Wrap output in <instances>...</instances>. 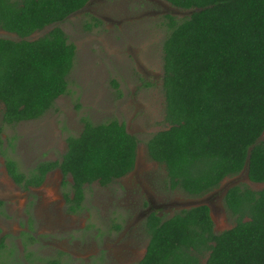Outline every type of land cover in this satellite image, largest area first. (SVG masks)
Returning <instances> with one entry per match:
<instances>
[{
  "label": "trees",
  "instance_id": "trees-1",
  "mask_svg": "<svg viewBox=\"0 0 264 264\" xmlns=\"http://www.w3.org/2000/svg\"><path fill=\"white\" fill-rule=\"evenodd\" d=\"M193 13L181 21L166 15L163 44L168 129L147 142L149 157L164 166L171 190L203 196L248 169L264 185V0H165ZM90 0H0V28L19 40L0 38V105L8 125L41 119L69 88L76 47L54 27ZM2 128L0 127V135ZM138 139L124 123L84 120L69 137L61 162H41L30 176L8 160L16 184L39 187L59 168L72 178L68 211L83 208L87 186L108 187L131 173ZM235 226L214 233L210 208L191 207L169 219H147L150 241L138 264H264V189L234 186L225 199ZM2 246H0L1 249ZM50 264H57L52 262Z\"/></svg>",
  "mask_w": 264,
  "mask_h": 264
},
{
  "label": "rangeland",
  "instance_id": "rangeland-1",
  "mask_svg": "<svg viewBox=\"0 0 264 264\" xmlns=\"http://www.w3.org/2000/svg\"><path fill=\"white\" fill-rule=\"evenodd\" d=\"M191 13L165 0H93L67 21L28 38L37 40L59 27L77 51L67 93L41 119L6 125L0 105V264H137L148 246L144 221L151 212L169 219L207 205L214 233L221 234L236 223L225 208L228 190L237 185L264 189L242 173L203 196H190L171 190L164 166L149 157L147 142L169 127L163 44L170 28L165 17L181 21ZM0 38L19 40L1 30ZM86 119L95 125L124 123L139 141L137 165L108 187L87 186L82 210L71 214L64 198L65 193L72 196L71 177L64 187L56 169L42 187L25 189L12 180L6 163L15 161L29 176L41 162L60 161L68 138L80 135Z\"/></svg>",
  "mask_w": 264,
  "mask_h": 264
},
{
  "label": "flooded vegetation",
  "instance_id": "flooded-vegetation-1",
  "mask_svg": "<svg viewBox=\"0 0 264 264\" xmlns=\"http://www.w3.org/2000/svg\"><path fill=\"white\" fill-rule=\"evenodd\" d=\"M15 1V0H14ZM93 0H90V2L86 5V7L88 6V5H90L91 4V2H92ZM85 7V8H86ZM84 8V9H85ZM71 17V16H70ZM46 29V28H45ZM0 30L1 31H3V32H5V33H7V34H10V35H16V34H13V33H10V32H7L6 30H3L2 28H0ZM35 34V33H34ZM19 38V37H18ZM11 40V39H10ZM77 50V49H76ZM60 98V97H59ZM58 98V99H59ZM58 99H56V101L58 100ZM55 101V102H56ZM55 104V103H54ZM53 108V107H52ZM51 108V109H52ZM50 109V110H51ZM49 110V111H50ZM39 120V119H38ZM34 121H36V120H34ZM27 122H30V121H27ZM21 123H25V122H21ZM5 124V123H4ZM18 124H20V123H18ZM6 125H8V124H6ZM16 125V124H15ZM9 126H12V125H9ZM1 128H2V133H1V135L3 134V127L2 126H0ZM1 135H0V137H1ZM66 153V152H65ZM55 162H61V160L60 161H55ZM155 162V161H154ZM157 163V162H156ZM38 165V164H37ZM136 165H137V158H136V164H135V168H136ZM37 167V166H36ZM35 167V168H36ZM6 168H7V166H6ZM135 168H134V170H135ZM56 169H59V168H56ZM56 169H54V170H56ZM54 170H52V171H50L48 174H47V176H46V178H45V181H46V179H47V177H48V175L51 173V172H53ZM60 170V169H59ZM134 170L131 172V173H129L127 176H129L130 174H132L133 172H134ZM61 171V170H60ZM7 172H8V170H7ZM34 172V171H33ZM62 173V172H61ZM9 174V173H8ZM26 175V174H25ZM31 175V174H30ZM29 175V176H30ZM63 175V174H62ZM26 176H28V175H26ZM127 176H125V177H127ZM11 177V176H10ZM70 177V176H69ZM124 177V178H125ZM123 179V178H122ZM13 180V179H12ZM71 180H72V178H71ZM121 180V179H120ZM14 181V180H13ZM45 181L43 182V184L41 185V186H39V187H29V188H25V187H23V188H25V189H30V188H40V187H42L43 185H44V183H45ZM15 182V181H14ZM16 183V182H15ZM18 185V184H17ZM20 186V185H19ZM65 198V197H64ZM66 201V200H65ZM67 203V202H66ZM72 214V213H71ZM152 214H156L158 217H160L159 215H158V213L157 212H151L150 214H148V216H147V218H145V221H144V226L146 227V231H147V233H148V235H149V232H148V229H147V226H146V223H147V219L152 215ZM160 218H162V217H160ZM162 219H164V218H162ZM2 234V230L0 229V235ZM149 237V241H150V236H148ZM149 241H148V244H149ZM3 240H1V242H0V246H2L1 247V249H0V251H2V249H3ZM148 247V246H147ZM147 247H146V251H145V254H144V256L142 257V259L145 257V255H146V252H147ZM142 259L140 260V261H142ZM139 261V262H140ZM53 262H56V261H53ZM138 262V263H139ZM52 263V262H51ZM57 263V262H56ZM137 263V264H138ZM58 264V263H57Z\"/></svg>",
  "mask_w": 264,
  "mask_h": 264
},
{
  "label": "water",
  "instance_id": "water-1",
  "mask_svg": "<svg viewBox=\"0 0 264 264\" xmlns=\"http://www.w3.org/2000/svg\"><path fill=\"white\" fill-rule=\"evenodd\" d=\"M192 12V11H191ZM193 13V12H192ZM191 13V14H192ZM242 173H245L246 174V176H247V178H248V180H249V177H248V169H247V167L244 169V171L242 172ZM199 206H202V205H199ZM207 206V205H206ZM212 217V216H211Z\"/></svg>",
  "mask_w": 264,
  "mask_h": 264
}]
</instances>
